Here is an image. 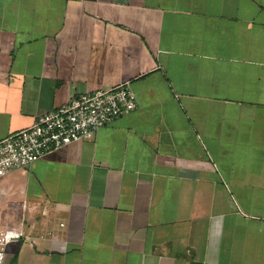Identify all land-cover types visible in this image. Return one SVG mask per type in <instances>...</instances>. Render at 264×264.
<instances>
[{
	"label": "crops",
	"instance_id": "0c3cea01",
	"mask_svg": "<svg viewBox=\"0 0 264 264\" xmlns=\"http://www.w3.org/2000/svg\"><path fill=\"white\" fill-rule=\"evenodd\" d=\"M124 84L0 180L5 264H264V0H0V142Z\"/></svg>",
	"mask_w": 264,
	"mask_h": 264
},
{
	"label": "built area",
	"instance_id": "2783aa9c",
	"mask_svg": "<svg viewBox=\"0 0 264 264\" xmlns=\"http://www.w3.org/2000/svg\"><path fill=\"white\" fill-rule=\"evenodd\" d=\"M136 108L137 98L129 84L71 99L66 106L38 118L31 128L0 142V180L53 152L91 141L100 129ZM10 243L3 249L5 259Z\"/></svg>",
	"mask_w": 264,
	"mask_h": 264
},
{
	"label": "clouds",
	"instance_id": "9594fccd",
	"mask_svg": "<svg viewBox=\"0 0 264 264\" xmlns=\"http://www.w3.org/2000/svg\"><path fill=\"white\" fill-rule=\"evenodd\" d=\"M2 174V173H0ZM22 233L15 230L0 231V264H4V247L15 240H18Z\"/></svg>",
	"mask_w": 264,
	"mask_h": 264
}]
</instances>
